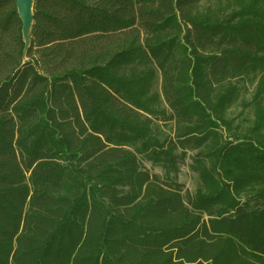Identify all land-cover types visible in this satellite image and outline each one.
Wrapping results in <instances>:
<instances>
[{
	"label": "trees",
	"instance_id": "1",
	"mask_svg": "<svg viewBox=\"0 0 264 264\" xmlns=\"http://www.w3.org/2000/svg\"><path fill=\"white\" fill-rule=\"evenodd\" d=\"M32 13L23 54L0 0V264H264V0ZM248 77L243 129L228 110Z\"/></svg>",
	"mask_w": 264,
	"mask_h": 264
},
{
	"label": "rangeland",
	"instance_id": "2",
	"mask_svg": "<svg viewBox=\"0 0 264 264\" xmlns=\"http://www.w3.org/2000/svg\"><path fill=\"white\" fill-rule=\"evenodd\" d=\"M256 86V78L248 77L238 80V97L233 105L228 110V116L235 119V123H239L242 128L249 126L253 118L252 109L244 107L243 103L249 101ZM158 129L161 136L169 135L172 132V122L161 123L158 122ZM151 172L163 176V171L159 166H152L148 162H143ZM190 158L186 157L184 161L179 164L178 180L183 185V192L194 193L196 188L200 185L199 178L195 172L189 168Z\"/></svg>",
	"mask_w": 264,
	"mask_h": 264
},
{
	"label": "water",
	"instance_id": "3",
	"mask_svg": "<svg viewBox=\"0 0 264 264\" xmlns=\"http://www.w3.org/2000/svg\"><path fill=\"white\" fill-rule=\"evenodd\" d=\"M14 1H15L17 15L21 21V32L24 41V50H23V54H24L27 46L29 45V32L33 19L32 9H33L34 0H14Z\"/></svg>",
	"mask_w": 264,
	"mask_h": 264
}]
</instances>
